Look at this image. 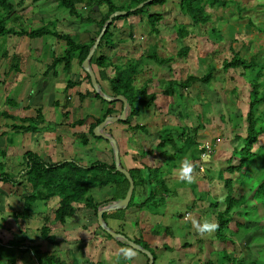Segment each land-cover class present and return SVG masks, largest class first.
Wrapping results in <instances>:
<instances>
[{
    "label": "crops",
    "instance_id": "crops-1",
    "mask_svg": "<svg viewBox=\"0 0 264 264\" xmlns=\"http://www.w3.org/2000/svg\"><path fill=\"white\" fill-rule=\"evenodd\" d=\"M8 2L12 4V9L4 10L3 7H0V20H6V28H13L14 31L21 28L33 30L42 27V24H48L49 27L51 26L50 29L57 31L60 29V32L65 30L63 33L71 35L75 41L82 43H88L94 37L96 39L98 36L96 35L97 20L101 19L107 11L102 13L97 12V9H95L96 13L88 11L87 4L92 0L78 4V12L82 17L90 16L93 18V21H88L77 18L70 13L71 19H67V14L59 11V7L64 6H60L56 0H9ZM56 24L60 25L58 29L54 27ZM121 25L123 22L112 27V36L97 50V54L106 55L111 64L107 68H100L92 63L97 79L104 91L114 96L109 80L99 78L100 72H104L108 77H113L115 65H122L125 60L128 62L135 58L139 63V71L135 75L134 85L141 87L147 84L149 93H155L156 99L150 107H141L138 115L132 117L129 122H125L127 118L125 121L110 123L104 127V131L113 134L117 140L123 167L128 170L138 168L136 177L140 181L139 185L134 188L136 198L133 205L127 207L128 209L125 208L124 212L117 213L115 218H107L106 222L115 231L122 232L131 239L142 238L149 245L152 244L151 248L155 249L157 258L154 264H174L180 259L178 258L179 253L176 254L177 257L167 262L163 261L162 256L159 258L157 255L165 253L163 255L165 257L167 256L166 252L160 249L181 246V243L177 245L181 238L176 237L181 227L172 228L163 220L172 215L174 210L181 209L185 221L191 222V218H200L204 205L213 204L212 202L204 203L205 201L201 197L199 188H202L200 186L202 181L199 176L202 171L199 163L208 164L209 166L206 168L210 169L215 168L218 160L214 153L203 155L207 151L201 147L200 136H197L199 129L205 125L200 118L201 106L200 110L193 113L192 111L196 110L195 103H187L182 107L178 98L175 101L174 96L176 94L168 96L163 93L164 83L174 79L169 75L170 72L166 73L163 68V66H167L169 70V66L166 64L158 65L148 57V54L142 55L144 53L138 52L137 49H134L136 55H133V51L130 50L134 46L133 44L139 43V40L130 39L128 36L132 35L143 39L145 38L143 34L148 31L142 32L137 29L138 26L136 28L134 25L130 31H126L125 27L121 29L117 27ZM147 26L149 25L147 24ZM158 28L159 33H153L154 43L157 44L158 41L161 48H164V44L171 39L165 30L162 31V28ZM149 29L151 30V28ZM123 30L125 32L122 34L126 36L122 37L120 32ZM0 37H4V41H7L11 46L10 49L0 54V106L2 107L0 114L9 120L7 123L4 122L5 125H2L4 129L0 131V142L3 144L1 148L5 150L3 160L0 162H3L4 170L12 173L7 170L8 159H14L22 170L23 155L27 151L36 152L51 163L76 159L81 165L87 166L102 157L101 161L114 162L111 143L104 138L91 135L89 128L93 124L94 118L101 117L106 112L107 107H113L117 110V113L113 115H119L123 111V103L116 101L115 104L108 105L93 96V86L86 77L87 72L79 64L78 57L72 59L69 70L65 68L63 63L53 65L54 58L64 53L66 48L64 40L58 39L52 34L30 38L14 32L0 34ZM149 60L153 61L151 66L159 67L158 73H147L146 65L149 64ZM56 80H61V84ZM2 88L7 93L12 92L13 97L7 96L8 94L5 95L6 92H4L5 96H2ZM190 105L193 106L191 110L183 111L184 116H181V109ZM38 110L40 111V121L36 128L28 132L19 129V127L28 126L30 123L22 122V120L37 117ZM79 119H85V122L82 125L74 126L73 122ZM33 126L31 125V127ZM8 129L13 130L18 136L16 142L13 139L9 141ZM169 130L178 133L177 139L178 141L183 139L184 146L174 149L176 143H171L174 139L172 134L166 136ZM85 133L89 140L86 145H83L85 150L81 152L76 144L80 141L79 135ZM98 153L99 155H97ZM168 153L176 155V157L179 154L178 164L171 165V162L167 161ZM19 156H21V162L16 160V157ZM185 156L190 157L198 165L196 172L199 176L198 182L195 183L197 189H191L187 183L180 182L173 175L174 170L178 168L179 161ZM155 169L157 172L161 170V175L158 177L156 174L153 176L152 172ZM205 176L207 180L208 177ZM217 185L216 180L208 181L204 190L215 191L217 194V187H219ZM108 186L113 188L111 193L100 187L91 188V191L94 190L100 194L97 197L93 195L95 202L101 203L99 206L108 204L105 202L115 194V186ZM152 190L155 191L158 199L155 200L161 201V204H157L155 200L152 201V205L142 203ZM197 191L200 194L199 199L197 198ZM171 193L174 194L172 200L169 199ZM112 201L114 200L109 201V203ZM55 204L56 209L59 200ZM161 205L164 206V212L157 210ZM77 208V212L67 218L64 223L55 220V212L53 218H50L48 222L50 231L51 233L56 232L54 234L57 241L55 244L46 242L42 238L36 244H40L43 250L55 253L65 264H130L117 255V250L127 244H122L107 236L105 231L99 227L97 214L94 213L93 209L87 208L83 203L77 204ZM176 215H179V212L178 214L175 213L174 217ZM153 227H158L159 232L152 233L151 228ZM189 234V237L181 241L183 246L193 249L194 255H199V261L202 260L203 256L211 260L210 257L217 250L213 241L209 237H201L192 226ZM170 236L173 237L174 242L168 240ZM206 241L208 249L204 246ZM20 257H23V254ZM33 257L35 258L34 254ZM19 261L22 260L18 257L17 262ZM37 263L39 264L38 260ZM145 263V255L139 252L134 264Z\"/></svg>",
    "mask_w": 264,
    "mask_h": 264
},
{
    "label": "rangeland",
    "instance_id": "rangeland-1",
    "mask_svg": "<svg viewBox=\"0 0 264 264\" xmlns=\"http://www.w3.org/2000/svg\"><path fill=\"white\" fill-rule=\"evenodd\" d=\"M114 1L117 4H124L126 0ZM179 1L180 0H168L165 5H151L147 7L149 12H162L164 14V19L159 27L162 28V31L165 30V33L171 39V41H167L164 44V48H161L157 40V44L154 43V34L151 33V30L149 29L151 27H149L150 24L147 21V12L140 15H132L125 20H118L116 21V24H122L123 22V25L117 27L119 29L125 27L126 31H130V28L133 27V25L136 28L138 26L137 29L142 32L148 31L143 34L145 35V38L143 39L133 37L132 35L128 36L130 39L139 40V43L133 44L134 46L130 49L133 51V55H136L134 49H137L138 52L144 53L142 55H147L150 49V51H156L163 57L177 56V50H179L181 46L190 45L191 51L186 57L183 56L182 58L177 56L175 60L171 62L169 70L167 69V66H163L165 72L167 73L169 71V75L178 81L186 78L190 74L203 75L210 69V67H215L216 70L210 85L196 83L190 86L187 90H184V92L177 90L174 97L175 101L176 98H178V102L182 107L187 103H195L196 110H193V113L200 110L201 106V112H199L200 118L205 125L203 128H198L199 133L197 136H200L202 146H204L203 148L207 151L203 155L205 156L214 153V156H216L218 160L217 164H215V168L212 167L210 169L206 168L209 166L208 164H204V162L199 163L202 171L200 176L198 175L202 181V184L200 185L202 188H199L201 190V197L205 201L204 203H217L216 206L213 204L210 205L209 203L204 205L202 207L200 218L210 217L217 221V212L225 209V195L227 189L224 186V181L225 178L229 176L232 178L234 195L240 196L244 194L247 197V204L243 208H236L234 210L232 221L229 224V230H239L238 232L244 230L238 228L237 223L239 222L244 225L247 231L244 230V232L233 236V239L235 240L233 243L227 241L226 247L229 250L226 251L223 250V244L218 240L216 231L214 234L204 238L209 237L213 241L214 247L217 249L214 251L212 257H210L211 262L214 264H230L225 258L227 253L230 258L235 256L236 259H238L239 264H264V204L255 200L252 196V187H258L264 180V159L259 157L253 159L252 164L246 169V173H231L224 170V167L228 166V164H237L239 162V155L234 156L233 151L234 148L239 149L243 146L245 141L244 137L247 135L248 121L246 115L250 107L249 91L251 86L247 82L245 76L242 75L241 68L228 69L227 71H224L223 69V61L225 59L229 60L232 57L234 50L239 51L246 59H250L251 56L255 54L258 56V60H262L264 57V0H230L231 2L226 6H207L206 11L211 15V21L206 24H195L188 17L182 15L179 11ZM95 5L96 4H93V6ZM6 9L7 8H4V10ZM105 10H107V7L102 4L96 11L102 13ZM59 11L61 13H66V18L71 19L68 9L65 7H59ZM88 11H90V9H88ZM73 18L76 19L75 17ZM147 24L149 26H147ZM181 25H185L189 30H192L194 34L187 38H178L176 31ZM41 26H48V24H42ZM54 27H57L58 29L60 25L56 24ZM212 28L219 30L222 37L218 38L216 33L212 32ZM125 30L120 32L122 37L126 36L122 34ZM64 31L65 30H62V32ZM4 40V37H0V54L11 47L7 41ZM151 62L153 61L149 60V64L146 65L147 73H158L157 70H159V67L155 68L154 66H151V64H153ZM126 64L139 65L135 58L130 59L128 62L125 60L122 63V65ZM250 72L252 75L256 74V71ZM56 81L61 84V80ZM164 84H166V82ZM1 92L2 96L8 94L7 96L13 97V93H7L4 88L1 89ZM4 92H6L5 95ZM172 102L173 100L171 103ZM192 107L193 106L190 105L186 108H182L180 111L181 116H184L182 113L183 111H190ZM1 109L2 107L0 106V110ZM8 121L9 120H6V117L1 116L0 114V131L4 129L2 126L5 125L4 122L7 123ZM168 134H172L174 138L171 142L172 144L176 143L174 149H179L180 146H184L185 143L182 142L183 139L178 141L177 132L169 130L166 136H169ZM7 137L9 138V141H12L13 139L16 142L18 139L16 133L9 129ZM262 140L264 143V139ZM262 142L260 140V142L255 145V148H257ZM2 145V142H0V160H3V155L1 154ZM76 145L80 148L81 152L85 150L80 141H78ZM97 155H99V153ZM178 156L179 154L176 157V155L168 153L167 161L171 162V165L178 164ZM232 156L235 157L231 159L232 163L226 162ZM102 159L103 157L100 158V160ZM16 160L21 162V156L16 157ZM7 164V170L11 171L14 175L18 174L14 173L16 171L19 173L21 172L19 164H17L14 159H8ZM22 164L24 167V162L21 163V166ZM2 171L3 170L0 169V172ZM152 173L153 176L156 174L158 177L161 175V170L157 173L153 170ZM205 175L208 177L207 180L205 179ZM203 176L204 178H202ZM21 177H24V173L21 174ZM213 180H216L218 184L217 186H219L217 187V194L215 191L211 192L210 190H204L208 181ZM188 186L191 189L198 188L196 184H188ZM103 190L111 193L113 188L111 186H106L103 187ZM263 191L264 188L261 192L262 194ZM90 193L92 196L94 195L96 197L97 195H100L99 192L94 190L90 191ZM196 193L197 198L199 199L200 194L198 191ZM173 195V193L169 195L170 200L173 199ZM135 198L134 194V201ZM58 200V197H53L49 202L45 200L36 201L33 205L32 214L29 217L26 219H17L14 213L15 211L22 209L23 201L21 197L15 193V187L9 183L0 182V245L3 246V249H0V253H2L0 256V263L6 260L5 253H7V251L5 250L7 249L6 245L8 244V241L13 237H15V239L25 237L26 242L24 245H28L29 247L27 249H16V255L23 261H19L17 264H38L37 260L33 257L31 249L41 238L40 229L45 223L44 217L49 219L53 218L56 206L55 203L56 201L58 202ZM156 202L157 204L159 203V201ZM157 210L160 212L165 211L163 205L159 206ZM247 210L251 215H247ZM181 211V209H176L174 210V213H171L172 215L165 217L166 219L163 220L165 224L172 228L181 227L176 236L182 239H180V242H177V245H180L181 243V246L176 248L170 246L168 248L169 250L164 248L160 249L166 252L167 256H163L165 253H159L157 256L159 258L162 256L163 261L167 262L171 261L174 257H177L176 254L179 253L178 258L180 259L174 264H206L208 259L205 256L199 261V255L195 256L194 250L191 248H185L183 242H181L189 237L190 228L192 226L191 222L185 221ZM178 212L179 215L174 217V214H178ZM54 225L56 224L54 223ZM52 233L56 234V232ZM168 240L174 242V239L171 236ZM151 245L150 247L153 246ZM204 246L208 249L207 241ZM152 250L155 253V249ZM21 253L23 254V257H20L22 256ZM181 261L183 263H180Z\"/></svg>",
    "mask_w": 264,
    "mask_h": 264
},
{
    "label": "trees",
    "instance_id": "trees-1",
    "mask_svg": "<svg viewBox=\"0 0 264 264\" xmlns=\"http://www.w3.org/2000/svg\"><path fill=\"white\" fill-rule=\"evenodd\" d=\"M8 1L9 0H0V7L12 9V4ZM56 1L60 6H64L65 8H67L71 15L77 18H81L82 20L84 19L93 21L92 17L87 16L84 18L78 12V4H84L85 0ZM143 1L144 0H126L124 4H117L114 0H92V2H88L87 7L88 9H90L91 13L95 12L93 4H96L98 7H100V5L102 4H105L107 6L106 13L102 16L101 19L97 20L98 30L96 35L100 33L103 24L108 19L111 13L116 10H129L130 8L137 6ZM167 1L168 0H153L152 2L146 4L145 6L134 12H129L126 15L115 17L108 26L105 34L103 35L97 50H99L102 44L112 36L111 29L113 26L115 27L116 21L127 19L132 15H140L147 12V20L150 24L151 32L158 34V27L164 19V14L162 12H149L147 10V7L151 5H165ZM229 2L231 1L180 0L179 11L182 13V15L188 17L195 24H206L211 21V15L206 11L207 6H226ZM8 14L10 15V13ZM5 21L6 20H0V34H8L14 32L20 35H26L30 38L52 34L56 38L64 40L66 42L64 53L61 56L54 58L53 65L63 63L67 70H69L71 61L74 57H78L79 64L82 65V62L86 58L90 47L95 41L94 37L88 43L77 42L72 38L71 35L57 31L55 29H50L49 26H44L33 30H26L21 28L20 30L14 31L13 28H6ZM212 32L216 33L218 38L222 37L219 30L212 28ZM176 33L177 37L181 39L187 38L194 34L192 30H189L185 25H181ZM97 50L92 57L91 63L96 64L100 68L109 67L111 64L108 60V57L103 54L98 55ZM190 51L191 46L184 45L179 48L176 55L183 58V56L186 57ZM177 56L163 57L155 51H150L148 53V57L151 58L155 63L166 64L168 66L171 65V62L175 60ZM257 57L258 56L255 54L251 56L250 59H246L240 54L239 51L234 50L232 57L229 60L225 59L223 61L224 71H227L228 69L241 68L242 75L245 76L247 82L251 86V89L249 91L250 107L246 115V119L248 121L247 135L244 137L245 141L243 146L239 149L234 148L233 151L234 156L239 155V162L237 164L232 163L231 159H233L234 157L232 156L228 160V162L232 164H228V166L224 168L225 171H229L231 173H246V169L252 164L253 159L258 157L264 159V143L262 142V139H264V57L262 58V60H258ZM215 70V67L212 66L203 75L190 74L180 81L176 79H170L165 84L163 93L168 96H172L176 94L177 90L184 92V90H187L195 83L210 85ZM138 71L139 65H115V75L113 77H108L102 71L100 72L99 76V78L103 80H109L114 96L123 94L127 97L131 105L132 112L128 119L125 121L126 123L129 122L132 117L138 115L141 107H150L156 99L155 93H149L147 84H144L141 87H136L134 85L135 75ZM250 71H256V74L252 75ZM86 77L89 82H91L89 74L86 73ZM68 84L70 85V82H68ZM92 94L105 104L109 105L116 103V101H106L98 93H96L95 90L92 91ZM80 96L82 97V95ZM116 113L117 110H115L113 107H107L106 112L101 117L94 118V122L89 128V133L96 137V135L94 134V127L101 123L106 116ZM37 114V117L34 118H24L22 122H29L30 124L26 127H19V129L26 130L27 132L34 130L37 126V123H39L40 121L39 110L37 111ZM84 122L85 119H79L73 122V125H82ZM31 125L34 126L31 127ZM79 137L80 143L82 145H86L88 143L89 139L86 133L81 134V136L79 135ZM260 140L262 143L259 144L257 148H255V145L259 143ZM3 149L4 148L1 149V154L5 155V150ZM23 162L25 166L17 175L4 170V164L3 162H0V169L3 170L2 172H0V182L9 183L13 187H15V193L18 194L23 201L22 209L19 211H15L14 213L17 219H26L27 217H29L32 214L33 205L36 201H49L53 197L59 198V204L54 212L55 220L60 221L61 223H64L67 218L73 216L77 212V204L79 203H83L87 208L93 209L94 213L97 214L98 207L101 203L95 202L94 197L91 195L90 191L92 187L103 188L108 185L115 186L114 196L105 203H109V201L111 200L124 198L129 188L128 179L122 172L116 169L114 162L107 163L105 161L97 160L90 165L84 166L81 165L78 160L72 159L60 161L57 163H51L33 151H27L24 153ZM156 169L154 170L155 172H157ZM137 170L138 168L129 170L132 177L134 178L135 187L138 186L140 182L136 177ZM22 173H24V177H21ZM224 186L227 189L225 195V209L219 210L217 212V222L219 223L220 227L216 230V232L218 240L223 244V250L226 251L229 250L226 247L227 241L233 243L235 241L233 239V236L238 235V233L244 232V230L247 231L244 225L239 222L237 223L238 228L244 230H241L240 232H238L239 230H229V224L232 221L234 210L236 208H243L247 204V197L244 194L240 196L234 195L232 188V178L229 176L225 178ZM263 188L264 180L258 187H252V196L255 200H258L259 202L264 204V191L263 194L261 193ZM134 193L128 205V208L131 207L134 202ZM155 199H157L156 193L154 190H152L142 203H144L145 205H152V201H154ZM158 204H161V201H159ZM213 205L216 206L217 203ZM125 210L126 209L105 212L104 218L105 220L109 217L115 218L117 213L124 212ZM247 215H251L248 210ZM49 221L50 219L45 217V223L41 226L40 229V237L46 242L55 244L57 242L56 236L50 231V226L48 224ZM158 229V227H153L151 228V232L156 234L157 232H159ZM107 236L112 238V236L109 234H107ZM25 239V237H22L20 239H15V237H13L11 240H9L8 244L6 245L7 249L5 250L7 251V253H5L6 260L1 262L0 264H16L18 259V256L16 255V249H22L23 246H26V249L29 247L28 245H24V243L26 242ZM133 240L149 249L154 254L156 261V254L146 241H144L142 238H136ZM120 243L125 244L123 242ZM0 249H3L2 245H0ZM32 249L33 254L38 260L39 264H65V262L61 261L55 253L41 249L40 244H34ZM1 255L2 253H0V256ZM145 257V264H147L148 257L146 255ZM225 258L230 262V264H239L238 259H236L235 256L233 258H230L229 254L227 253ZM212 263L213 262H211V260L206 261V264Z\"/></svg>",
    "mask_w": 264,
    "mask_h": 264
},
{
    "label": "water",
    "instance_id": "water-1",
    "mask_svg": "<svg viewBox=\"0 0 264 264\" xmlns=\"http://www.w3.org/2000/svg\"><path fill=\"white\" fill-rule=\"evenodd\" d=\"M152 1L153 0H144L143 2L138 4L137 6L132 7L129 10H116L113 13H111L109 15L108 19L103 24V27H102L100 33L98 34V36L96 37L93 45L90 47L86 58L82 62V67L87 72V74H89L90 81H91V84H92L95 92L98 93L106 101H109V102L121 101L123 103V111L119 115L106 116L105 119L94 128V134L96 136L102 137L111 143L116 169L118 171L122 172L129 181V188H128L127 193H126L124 198L117 199V200H114V201H112L106 205L99 206V208L97 210L98 224L107 234L111 235L113 239L120 241V242H123L125 244H128V243L133 244L139 250V252L145 254L148 257V263L147 264H154V261H155L154 254L149 249L145 248L141 244H139L136 241H134L133 239L129 238L124 233L115 231L113 228H111L108 225V223L106 222V220L104 218L105 212L121 210V209L127 208L131 199H132L133 193H134V188H135L134 178L132 177L131 172L127 168L123 167V165L121 164L120 155H119V145L117 143V140L115 139L113 134H111L110 132L104 131V127L110 123H114V122H118V121H125L128 118V116L131 114L132 108L129 105V101L125 95L120 94V95L113 96V95L107 94L104 91L99 80L97 79L95 71L92 68L91 61H92L93 55L95 54V52L99 46V43H100L103 35L105 34L108 26L110 25V23L113 21V19L115 17L126 15L129 12H134V11L142 8L143 6H145L146 4H148ZM94 9H98V6L95 5Z\"/></svg>",
    "mask_w": 264,
    "mask_h": 264
},
{
    "label": "clouds",
    "instance_id": "clouds-1",
    "mask_svg": "<svg viewBox=\"0 0 264 264\" xmlns=\"http://www.w3.org/2000/svg\"><path fill=\"white\" fill-rule=\"evenodd\" d=\"M59 87V86H58ZM204 147V146H201ZM198 165L190 157L185 156L179 161L178 168L174 170L175 175L180 182L187 184H195L198 182L197 169ZM191 224L193 229L201 236H210L220 227L219 223L210 217H203L200 219L191 218ZM139 250L131 243L121 247L117 250V255L125 261L134 264Z\"/></svg>",
    "mask_w": 264,
    "mask_h": 264
},
{
    "label": "built area",
    "instance_id": "built-area-1",
    "mask_svg": "<svg viewBox=\"0 0 264 264\" xmlns=\"http://www.w3.org/2000/svg\"><path fill=\"white\" fill-rule=\"evenodd\" d=\"M208 147V146H207ZM210 147V146H209Z\"/></svg>",
    "mask_w": 264,
    "mask_h": 264
}]
</instances>
